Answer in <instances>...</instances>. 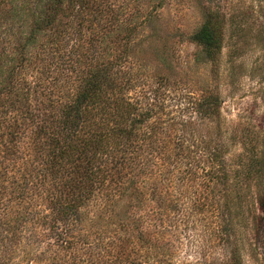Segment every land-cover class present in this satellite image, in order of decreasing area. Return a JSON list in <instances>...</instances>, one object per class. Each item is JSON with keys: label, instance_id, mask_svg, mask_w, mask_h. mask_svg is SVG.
<instances>
[{"label": "trees", "instance_id": "trees-1", "mask_svg": "<svg viewBox=\"0 0 264 264\" xmlns=\"http://www.w3.org/2000/svg\"><path fill=\"white\" fill-rule=\"evenodd\" d=\"M162 2L0 0V264H156L141 254L152 240L134 224L138 215L120 206L192 178L206 194L218 189L223 232L239 236L222 264H243L240 190L256 189L255 226L264 213V145L251 150L241 187L229 182L217 94L205 89L190 102L215 122L203 136L166 108L165 88L152 83L170 81V66L151 76L136 59L137 31ZM231 19L202 8L189 37L200 47L196 60L217 62ZM162 53L154 60L165 64Z\"/></svg>", "mask_w": 264, "mask_h": 264}, {"label": "rangeland", "instance_id": "rangeland-1", "mask_svg": "<svg viewBox=\"0 0 264 264\" xmlns=\"http://www.w3.org/2000/svg\"><path fill=\"white\" fill-rule=\"evenodd\" d=\"M208 5L227 17L232 16L214 65L203 59L196 60L201 54L200 47L189 39L201 21L202 8ZM155 13L156 18L137 31L140 51L136 59L145 69L144 73L151 76L163 73L167 64L170 66V81L152 85L165 88L162 91L168 95L166 108L173 113L183 112V118L189 119L201 136L209 129L214 131L215 122L196 116L190 102L205 89L217 94L229 182L240 181L242 187L250 152L264 145V41L256 42L264 35V31H259L264 26V0H163ZM242 27L245 31L239 32ZM157 50L166 56L165 64L154 60ZM228 53L233 54L231 60ZM238 53L241 55L235 57ZM184 145L194 147L193 141ZM200 181L192 178L182 188L162 185L156 194H148L147 190L140 202L133 201V206L125 201L120 206L123 214L138 215L139 220L134 224L151 238L146 244L148 248L140 250L149 261L222 264L227 260L236 243L234 236H239L223 232L226 226L221 217L222 197L216 187L215 192L208 187L206 194L205 185ZM250 187L249 191L244 187L240 190L247 226L240 227L239 255L243 264H264V213L259 214V222L252 226L249 217L257 211L253 202L256 189ZM181 189L185 190L184 194ZM21 259L15 264H25Z\"/></svg>", "mask_w": 264, "mask_h": 264}]
</instances>
